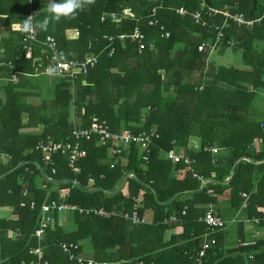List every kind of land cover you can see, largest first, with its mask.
<instances>
[{
    "label": "trees",
    "instance_id": "1",
    "mask_svg": "<svg viewBox=\"0 0 264 264\" xmlns=\"http://www.w3.org/2000/svg\"><path fill=\"white\" fill-rule=\"evenodd\" d=\"M44 1L0 0V62L12 61L21 71L18 81L0 84V154L9 156L0 158V207H12L17 217H0V264H35L37 256L30 250L39 244L34 232L41 206L54 200L103 208L110 216L72 211L69 221L75 227L70 229L61 222V213L54 212L41 239L49 264H88L70 259L62 249L63 243H72V251L81 254L88 239L92 257L107 264H214L223 258L224 229L213 231L218 243L202 260L195 253L210 230L200 217L211 199L231 189L233 202L243 205L242 193H248L250 215L259 216L261 224L264 217L257 210L264 204V19L253 27L240 26L223 12L256 17L264 12V0H81L74 16L52 20L46 30L35 27L41 41L55 37L60 60L99 56L74 82L57 74L56 63L54 73L27 74L34 73L35 58L45 47L36 45L33 52L24 48L22 21L35 10L33 25L40 23L48 14ZM180 7L200 11L201 21L179 14ZM154 8L157 13L151 17ZM112 12L130 18L121 23L102 20ZM153 18L158 25H149ZM136 26L146 35L143 51L131 37L120 38ZM2 28L9 30L7 37ZM74 28L79 37L68 38L66 30ZM227 50L241 52L245 67L219 64L214 57ZM48 60L46 54L44 68ZM95 120L106 121L113 133L155 127L159 136L149 161L139 145L115 154L111 143L99 145L93 138L82 141L81 172L76 173L65 156L56 155L48 163L35 150L40 141H66L75 126L88 127ZM257 139H262L260 145ZM206 147L220 150L214 155ZM171 149L191 163L168 159ZM194 172L211 181L202 186ZM44 173L55 180L47 181ZM90 177L95 179L92 190ZM186 190L194 191L192 197H176ZM136 205L141 218L152 214L150 223H133L125 216ZM170 215L178 217L174 225L182 226V232L166 242L173 222L164 220Z\"/></svg>",
    "mask_w": 264,
    "mask_h": 264
},
{
    "label": "built area",
    "instance_id": "2",
    "mask_svg": "<svg viewBox=\"0 0 264 264\" xmlns=\"http://www.w3.org/2000/svg\"><path fill=\"white\" fill-rule=\"evenodd\" d=\"M33 0H30L32 2ZM176 11L186 16L188 14H191L193 18L197 21H201V12L197 11L195 13H190L186 8L180 7L176 9ZM35 13V10H32L30 15L33 18V14ZM157 13V8H154L152 10L151 17H154ZM213 13H218V10H213ZM223 14L227 18V20L233 21L237 23L240 26H248L253 27L257 23H261L264 19V12L256 17H247L243 13L239 12H231V11H224ZM111 19L112 21L116 23H121L124 20H127L130 18V15L127 13H121V12H112V13H104L102 15V20ZM149 25H158L159 21L155 18L149 20ZM23 28V26H22ZM24 30V29H23ZM161 30L165 31V36L170 37V32L164 27H161ZM25 35L23 37V43L24 48L28 50V52L35 51L36 45H43L45 48L42 49V54L35 58L34 65H36V69L34 73H27L31 76H38L41 75V70H43L47 74L54 73L53 71V63H56L57 66V74L59 76H65L70 77L71 80L74 82L76 79H78L79 75L81 73L87 74L90 68L94 67L98 63L99 56L98 55H87L86 59L84 60H70V61H64L59 59L58 55V49H57V43L56 39L52 35H48L47 39L45 41H41L38 38L37 30L35 26L33 27V30L31 32L24 31ZM66 34L68 38L74 39L78 38L80 35V30L78 28L74 29H67ZM223 34L220 33V36ZM126 37H131L134 41H137L139 43V51H143L146 47H148L146 42V35L142 28L140 26H136L134 29V32L132 34H122L120 36L121 39H125ZM150 48H154V44H150ZM203 48H200V51ZM114 52V49L111 50L110 55H112ZM46 54L48 55V62L46 65V68H44L45 64L43 62V59L46 57ZM50 56V57H49ZM6 64L9 66L8 70H4V67ZM53 71V72H52ZM21 74V71H17V69L14 68V63L12 61L9 62H0V84L1 83H8V82H16L19 79V76ZM262 127L264 130V122H262ZM159 134L157 133V129L155 127L151 128L149 131H142L140 133H133L130 130H124L122 132L113 133L109 129V125L104 120H95L90 126L88 127H81V126H75L72 129L71 136L66 141H54L53 139L48 140H42L40 141L36 147L35 150L42 153V158L45 162H53V158H55L56 155H62L65 156L68 160L69 167L76 173L81 172V168L78 165L79 159L82 157V150H81V144L83 140H90L93 138H97V143L99 145H106L108 143H111V147L113 150V153L115 154H122L123 150L127 147H130L132 144L139 145V147L144 152V159L146 162L149 161V156L152 152V144L155 139V137H158ZM262 139H257L256 142H261ZM196 147H199L197 144ZM205 150L211 151L214 155L219 152V148L216 147H206ZM166 157L170 160H172L175 163L185 161V163L190 164L191 160L190 158L186 157L183 153L177 152L175 149H171L166 152ZM125 159V157H123ZM216 161V159H214ZM52 172L55 174L57 172L56 168H53ZM45 178L47 181H54L55 178L50 175L44 173ZM194 177L198 178L201 181L202 186L207 185L211 179L205 178L202 175H199L198 173L194 172ZM130 176H134L131 174ZM74 183L76 185H80V182L78 180H74ZM95 183V179L93 177L89 178V187L88 189L92 190L94 189L92 186ZM42 187H47L46 183L43 182ZM212 191V190H210ZM244 197H248L247 193H243ZM36 205L35 202L32 203V208H34ZM247 206V202L244 204ZM138 205L135 206V210L130 215L125 214L126 217H130L133 223H145L146 219L141 218L138 213ZM80 210V212H86L89 213L91 211L95 212L98 215L102 216H110V214L102 209H83L80 208L78 205L66 203L64 201H52L48 202L45 201L41 206V214L39 217V225L36 228L34 235L38 237V246L35 248H32L30 250L31 253L35 254L37 256V261L34 262L35 264H49V261L45 258V250L43 246L41 245V239L43 235L46 233L47 228L49 227L50 223L54 219L53 213L59 212V213H69L72 211ZM186 210L183 211L185 213ZM166 223L170 222H177L178 217L176 215H170V217L166 218L164 220ZM200 221L205 223L210 229L208 232L202 235V242L201 247L195 251L197 258L199 260H202L207 252L214 248V246L218 243L217 237L214 236V230L216 229H225L227 226V221L217 213V211L210 207L205 215L200 217ZM256 225L260 224V219L258 217H254L252 219ZM257 241L254 239L252 241H245L243 242L244 245L251 246L256 245ZM74 244H68L63 243L62 249L65 253H68L70 259H77L79 263H84L86 260L88 261V264H107L106 262H99L94 257H86L82 254H75L72 251ZM253 257V256H251ZM138 264H144L143 261H140Z\"/></svg>",
    "mask_w": 264,
    "mask_h": 264
},
{
    "label": "crops",
    "instance_id": "3",
    "mask_svg": "<svg viewBox=\"0 0 264 264\" xmlns=\"http://www.w3.org/2000/svg\"><path fill=\"white\" fill-rule=\"evenodd\" d=\"M47 2L48 0H45L43 2V7L47 9ZM1 34L3 36H8L9 30L2 28ZM2 51V48L0 50V53ZM218 63H225V64H233L238 67H245L243 63L242 53L241 52H234L232 50H227L224 55L222 56H216L214 57ZM262 96H264V91L261 92ZM3 96V95H2ZM262 101V100H260ZM260 104V103H259ZM258 104V105H259ZM257 105V106H258ZM197 143L194 141L191 143V145H194ZM258 145H260V142H258ZM176 150V149H175ZM178 152V150H176ZM0 158L4 160H8L9 156L6 154H0ZM194 176V175H193ZM229 181V179H226V182ZM194 191L186 190L182 193L176 194V197L179 196H185L192 197ZM248 194V193H247ZM243 196V193H242ZM244 197V196H243ZM245 198V202L243 205H239L238 203H234L232 199L231 189H226L223 193L217 194L214 199H211L209 208H214L219 215H221L226 221L227 226L224 229V236H223V258L217 259L214 261V264H264V217H260L262 221L261 226L256 225L252 219L254 217L259 216H251L249 213V209L244 204L248 201ZM263 206H259L257 210L260 212V215H264V204ZM9 207V206H4ZM1 208V207H0ZM10 212H7L6 216H1L3 218H12L16 219L17 217L12 213L13 209L12 207L8 208ZM251 212V211H250ZM69 214H66V217L63 219L61 217L62 223L67 224L70 229L74 228L75 226L70 223ZM146 219V218H145ZM153 220L152 214L149 215V218L146 219L145 223H150ZM174 222L171 224V226L166 230L165 232V241L171 240V238L174 237V235L179 234V232H182V226L175 227ZM15 232H10L11 236H15ZM256 240V245L251 246H258L259 247L256 250H247V245H244L243 242L245 241H252ZM82 243L85 244L84 251L81 252L82 255L86 257L92 256V247L90 245V241L84 240ZM174 244L171 245V247ZM246 247V248H245ZM246 249V250H243ZM253 256V257H251ZM184 262V263H183ZM179 264H185V260H182Z\"/></svg>",
    "mask_w": 264,
    "mask_h": 264
},
{
    "label": "clouds",
    "instance_id": "4",
    "mask_svg": "<svg viewBox=\"0 0 264 264\" xmlns=\"http://www.w3.org/2000/svg\"><path fill=\"white\" fill-rule=\"evenodd\" d=\"M46 6L48 14L40 23L35 25L40 30H46L52 20L59 21L62 17L74 16L81 7V0H48ZM22 23L24 31L31 32L33 30L34 25L31 16L23 20Z\"/></svg>",
    "mask_w": 264,
    "mask_h": 264
},
{
    "label": "rangeland",
    "instance_id": "5",
    "mask_svg": "<svg viewBox=\"0 0 264 264\" xmlns=\"http://www.w3.org/2000/svg\"><path fill=\"white\" fill-rule=\"evenodd\" d=\"M53 81H54V79H52ZM76 122H78V121H76ZM194 141H196V140H194ZM123 161H125V159H123ZM8 208H10V207H1L0 208V215L1 216H6L7 214V212H10V210H8ZM61 217L64 219L65 217H66V214L65 213H61ZM61 217H60V220H61ZM61 222H62V220H61Z\"/></svg>",
    "mask_w": 264,
    "mask_h": 264
}]
</instances>
